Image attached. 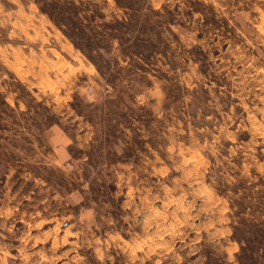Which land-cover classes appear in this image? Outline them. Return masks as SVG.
<instances>
[{
  "label": "rangeland",
  "instance_id": "374dc122",
  "mask_svg": "<svg viewBox=\"0 0 264 264\" xmlns=\"http://www.w3.org/2000/svg\"><path fill=\"white\" fill-rule=\"evenodd\" d=\"M0 264H264V0H0Z\"/></svg>",
  "mask_w": 264,
  "mask_h": 264
}]
</instances>
